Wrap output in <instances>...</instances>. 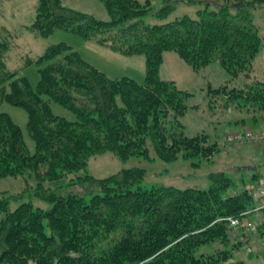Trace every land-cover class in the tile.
I'll return each instance as SVG.
<instances>
[{
  "label": "trees",
  "instance_id": "trees-1",
  "mask_svg": "<svg viewBox=\"0 0 264 264\" xmlns=\"http://www.w3.org/2000/svg\"><path fill=\"white\" fill-rule=\"evenodd\" d=\"M99 1L107 19L61 0H37L29 28L44 37L57 28L84 39L101 34L100 44L125 55L143 54L142 82L108 76L62 41L36 59L35 85L25 75L6 82L11 74L1 70L0 53V103L25 110L34 144L30 151L21 127L0 110V177L32 174L36 195L51 203L48 209L31 202L10 208L0 198V264H244L233 255L241 244L217 219L248 210L254 202L247 185L239 188L224 170L209 172L210 184L203 189L142 187L143 167L105 177L86 173L68 184L79 183L84 193H60L45 183L84 169L91 156L105 151L120 160H213L222 150L218 138L203 129L186 132L185 99L191 93L160 75L166 50L192 69L216 61L239 79L232 87L210 86L207 91L214 98L209 100L216 104L209 106L220 105V117L231 112L228 123L250 122L254 128L264 119V81H246L262 44L249 8L264 0H182L203 6L195 16L153 24L143 17L164 18L179 0H165L157 10L151 0ZM52 103L74 119L56 114ZM257 151L264 161V146ZM251 178L256 182L258 175L252 172ZM250 216L263 221L264 207ZM214 242L231 243V250L194 253L199 245Z\"/></svg>",
  "mask_w": 264,
  "mask_h": 264
},
{
  "label": "rangeland",
  "instance_id": "rangeland-1",
  "mask_svg": "<svg viewBox=\"0 0 264 264\" xmlns=\"http://www.w3.org/2000/svg\"><path fill=\"white\" fill-rule=\"evenodd\" d=\"M61 1L66 6L92 13L97 18H108L99 0ZM164 3L165 0H151V7L153 10H157ZM36 4L37 0H0V50L4 47L0 52L1 70L11 74L7 77L6 82L25 75L30 83L35 85L38 79L36 59L44 52L46 47L61 41L67 43L72 49L79 51L86 61L110 77L125 75L139 83L143 81V54L125 55L100 44L97 38L101 34H97L91 39H84L70 31L57 28L50 35L44 37L30 29L29 25L34 19ZM202 6V2L175 1V8L166 17L156 18L153 15H146L143 17V21L153 24L169 21L182 15L195 16L196 11ZM249 10L259 29L262 44L253 60L252 76L246 81H251L255 77L264 81V3L256 8H249ZM160 75L165 79L173 80L178 88L191 93L185 99L186 111L183 115V121L186 132L193 133L197 129H203L211 138H218L222 150L213 154L211 162L205 160H198L197 162L195 157L191 159L178 158L172 162H164L159 159L149 161L141 156H131L126 160H120L114 153L105 151L91 156L84 169L69 173L57 182H46L45 186L60 193L70 191L84 193L79 183L68 184L72 181L76 182L78 177L86 173L95 177H105L128 167H143L145 169L146 175L139 185L147 188L154 185H170L178 188L203 189L210 184L208 173L222 170L239 188L242 185L254 183L251 178L252 172L258 175L257 181L264 179V161L257 153L259 152L257 149L263 146L249 143L242 145L224 144L222 137L229 128L223 122L229 119L231 112L227 116L220 117V105L216 107L209 106L210 104H216V101L210 102L209 100L213 97L207 91L210 86L227 84L232 87L239 82V79L237 80L227 74L216 61L205 67L192 69L171 50L163 52ZM51 107L56 114L74 119V116L68 110L58 104L52 103ZM0 110L8 113L21 127L28 149L33 151L34 144L26 129L27 117L25 110L6 102L0 103ZM243 125L250 126L251 123H238L236 127H242ZM249 164H255L256 168L236 169L239 166ZM58 185L64 187L62 189L56 188ZM35 188L36 180L28 172L15 176L0 177V198L6 199L10 208H14L21 202H31L34 207L48 209L51 203L36 195ZM86 197L88 198L89 195H86ZM2 215L3 213L0 211V219ZM45 231L48 232L47 226H45ZM112 237H115V235ZM217 249L231 250V243L201 244L196 247L194 253L196 255L208 254ZM233 255L234 259H241L244 264H264L263 253L248 255L242 248H234Z\"/></svg>",
  "mask_w": 264,
  "mask_h": 264
},
{
  "label": "built area",
  "instance_id": "built-area-1",
  "mask_svg": "<svg viewBox=\"0 0 264 264\" xmlns=\"http://www.w3.org/2000/svg\"><path fill=\"white\" fill-rule=\"evenodd\" d=\"M223 141L229 145H241L245 143L264 146V127L253 129L245 127L240 130L226 132ZM247 191L254 206L237 215L225 216L217 220L224 221L226 231L235 238L245 252L252 254H264V220L250 216L264 207V179L247 185Z\"/></svg>",
  "mask_w": 264,
  "mask_h": 264
},
{
  "label": "crops",
  "instance_id": "crops-1",
  "mask_svg": "<svg viewBox=\"0 0 264 264\" xmlns=\"http://www.w3.org/2000/svg\"><path fill=\"white\" fill-rule=\"evenodd\" d=\"M259 122L260 123L257 124V125H255L254 128L264 127V119L263 120H260ZM223 123H224V125H226L229 128V129H227L228 131H232V130H236V129H242V128H245V127H252V126H248V125H243L242 127H236V125H238V124H235V123H232V122L231 123H228V121H225Z\"/></svg>",
  "mask_w": 264,
  "mask_h": 264
},
{
  "label": "water",
  "instance_id": "water-1",
  "mask_svg": "<svg viewBox=\"0 0 264 264\" xmlns=\"http://www.w3.org/2000/svg\"><path fill=\"white\" fill-rule=\"evenodd\" d=\"M234 167V166H233ZM240 168H249V169H255L256 165L255 164H249V165H243V166H239L236 169H240Z\"/></svg>",
  "mask_w": 264,
  "mask_h": 264
}]
</instances>
